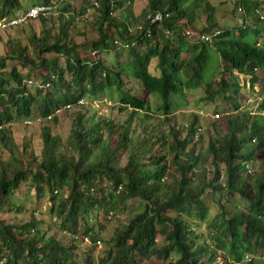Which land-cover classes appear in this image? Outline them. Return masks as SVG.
Segmentation results:
<instances>
[{
    "label": "trees",
    "instance_id": "1",
    "mask_svg": "<svg viewBox=\"0 0 264 264\" xmlns=\"http://www.w3.org/2000/svg\"><path fill=\"white\" fill-rule=\"evenodd\" d=\"M54 1L32 0L23 13ZM135 1L82 0L80 15H62L58 23L41 17V32L31 28L25 42L4 44L0 264H264V4L236 0L242 24L221 31L208 0H147L138 17ZM94 4L96 39L83 35L77 43V21ZM23 7L0 0V22ZM157 14L162 21H154ZM216 31L212 42L200 40ZM240 76L248 78L243 86ZM246 89L260 96L254 113L239 102ZM199 92L198 102H220L216 111L226 114L225 127L200 152L191 145L203 141L198 119L183 137L168 118ZM99 97L114 102V113H130L119 121L80 108L66 140L42 129L40 155L30 140L15 144L13 126L49 118L57 124L61 111ZM149 114L163 116L167 131L149 123ZM30 194L37 202L48 197V215L72 243L34 212L27 222L5 220L25 212ZM126 212L128 224L104 242L95 262L91 250L102 240L89 220Z\"/></svg>",
    "mask_w": 264,
    "mask_h": 264
},
{
    "label": "rangeland",
    "instance_id": "2",
    "mask_svg": "<svg viewBox=\"0 0 264 264\" xmlns=\"http://www.w3.org/2000/svg\"><path fill=\"white\" fill-rule=\"evenodd\" d=\"M23 10L17 11L16 16L22 14L24 11L29 9V6L31 5L32 0H21ZM213 7V18L215 20V23L218 25V30H223L226 27H240L242 24V16L241 13L238 12L237 8L234 5V2L236 0H208ZM64 2L65 5L70 6V12L66 13L61 10L62 5L61 3ZM54 3H56L54 10L52 12V15L47 17V21H53L55 23L59 22V17L64 15L66 18H70L72 16H78L80 15L81 8H82V0H55ZM147 6V0H136L135 4L132 6L133 12L135 14V17H138L142 11ZM98 7L89 8L86 13V17H82L79 22L77 21V31L73 33V40L77 43L83 42L85 37L83 35H86L90 40L96 39V34L94 32V28L91 24V22L94 20V17L98 13L97 11ZM65 13V14H64ZM244 19L246 20V23H249L250 21V15L247 13L244 16ZM255 19L257 20L258 17L256 16ZM206 22V21H205ZM204 22V23H205ZM134 26L137 24L134 23ZM33 29L36 32H41L42 26L40 24V21H35L33 23L28 24L27 26H23L20 28H16L9 31H0V55L4 53V44L8 42L9 40H13L16 37H19L20 39L24 40L25 42V34L29 31V29ZM27 71L25 70V75ZM241 78V85H244V81L248 80V78H244L243 76H240ZM257 90V89H256ZM242 100L239 101L240 104H242L244 110L248 112L254 113L257 105L256 102L260 98L259 95L253 94L248 89L241 92ZM203 96L202 92H199L198 94H193L189 97L188 102L183 106H179L175 112L168 117L170 119V123L173 126H176L177 130L182 131V136L185 137L187 135L186 133V127L187 125L194 119H198V129L200 130L199 135H203V141L199 142L198 139L195 140V142L191 145L198 144L197 150L200 152L201 148H205L208 141L211 139L210 134L217 133V131L220 130L221 127H225L224 120L226 118V114L220 113L219 111H216L217 106L220 104L213 105V104H205L198 102L199 98ZM220 106V105H219ZM80 108H84L88 111V113L91 116L99 117H109L110 115L115 117L119 121H123L126 116L130 113L127 112L125 115L114 113L112 111L114 106V102H111L109 99H104L102 97L99 98H93V99H87L84 101V104H78L77 107H74L72 110H63L60 113L57 114L58 122L57 124L52 120H37L32 123V125L25 126L22 125H15L12 128H10V132L12 134L13 140L15 144H21L26 140H30L33 142L34 151L37 155H40L43 149V140H42V129L44 127H49L52 129L53 134L59 135L64 140H66L70 134L72 129V123L77 116V112L80 110ZM219 114L220 117L217 116ZM150 115V114H149ZM35 118L38 117V114L34 115ZM151 119H149V123L155 124L158 128L159 132L167 131L168 126L165 122V118L163 116H153L150 115ZM264 119V116H263ZM219 124V126L216 127V125ZM217 129V130H216ZM160 135V133H159ZM60 194H57L59 196ZM30 197L32 199H28V196L24 197V206H25V212L22 213V215L19 216H4L5 220L11 222L12 220L14 222H18L19 220H23L25 222L29 221L31 213L34 212L36 216L41 220H46L50 222L55 228L53 230L52 234L57 235L58 239L63 240L64 243H72L74 236H70L66 233H58V218L52 217L48 215V211L51 208L52 204L48 200V197L43 199L41 202H37V199L33 195L30 194ZM210 210L213 213V216L218 212L219 206L215 203L211 204ZM89 220L90 226H95V230L97 235L100 237V240H102L101 244H97V248L91 250L92 246H89V242L87 239H85V245L84 249H87V246H89L88 251L91 250V252L94 253L93 258L95 262L98 260L99 257L102 256V253L104 252V242L110 240L117 231H121L130 220V216L128 212H126L124 215H115L113 219H107L106 217H100L97 220L94 219ZM101 224L103 225H99ZM102 227V230L100 229ZM80 239L83 238V235H79ZM161 242V241H160ZM156 261V260H155ZM142 264H151L148 261H143Z\"/></svg>",
    "mask_w": 264,
    "mask_h": 264
},
{
    "label": "built area",
    "instance_id": "3",
    "mask_svg": "<svg viewBox=\"0 0 264 264\" xmlns=\"http://www.w3.org/2000/svg\"><path fill=\"white\" fill-rule=\"evenodd\" d=\"M253 1L264 4V0H253ZM94 5L95 7H97V4H94ZM53 10H54V7L52 6L41 5V6L33 7L27 12L15 18L0 22V31H9V30H13L16 28L26 26L29 22L37 21L41 17L47 18L50 16V14H52ZM258 14L260 13L258 12ZM162 20H163V15L161 14H157L154 18L155 22H160ZM219 35H220V32L216 31V32H213L212 34L202 35L200 37V40L206 43H210ZM187 38L189 41H193L195 39L194 35L190 32L187 33ZM29 84H31V82H29ZM79 104H84V101H81ZM67 109H70V106H68ZM50 119L51 118H49V120ZM27 125H32V123L28 122Z\"/></svg>",
    "mask_w": 264,
    "mask_h": 264
}]
</instances>
